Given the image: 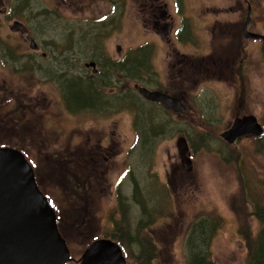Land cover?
Returning a JSON list of instances; mask_svg holds the SVG:
<instances>
[{
    "label": "rangeland",
    "instance_id": "374dc122",
    "mask_svg": "<svg viewBox=\"0 0 264 264\" xmlns=\"http://www.w3.org/2000/svg\"><path fill=\"white\" fill-rule=\"evenodd\" d=\"M111 1L0 2L9 3L12 18L25 19L33 33L39 35L43 31L46 42L53 39L56 48L78 52L74 39L85 40L89 27L83 22L97 19L101 13L107 12V2L110 4ZM118 1L121 6H117V13L110 19L117 24L113 33L109 36L89 35L88 39L93 43H103L107 45L105 48L112 49L110 46L116 43L122 45L125 42L128 45L142 38L137 29L143 18L138 13V0ZM3 5L0 4V7ZM247 5L251 9L248 20L251 21L250 30L255 35L264 34V0H188L184 11L190 20L196 45L187 50L206 57L222 55L230 60L238 52L241 60L244 54L237 48L232 52H214L224 36L230 34L228 40L245 42V48L250 51L248 65L238 71L231 67L225 73L228 76L225 82H221L218 74L205 79L202 76L203 81L192 86L195 95L190 100L191 108L187 114L181 118L174 116V130L164 137H142L135 149L127 150L132 143L130 116L122 121L121 126L119 121L92 120L87 114H73L62 100L64 95L68 97V93L60 82L48 75L45 82L40 83V74H48L44 71H23L13 77L10 69L14 66V70L18 71L23 58L17 54L14 60L8 57L11 65L9 70L6 69L7 73L0 70V82L5 80L7 85L11 83L12 88L21 90L17 91L18 102L24 104L23 99L26 102L33 97L30 103L39 104L30 109L27 106L26 112L19 113V120L5 119L0 122V143L14 142L23 148L35 167L41 190L65 218L66 236L73 257L70 264L81 263L84 242L91 234L101 239H109L112 234L126 237L124 243L129 250L123 258L127 264H188L192 240L197 246L194 250L207 248L211 264L246 263V238L259 226L252 214L248 193L262 192L258 195L259 200L264 194V136L233 145L221 134L239 110L240 114L246 111L258 116L264 125V50L258 44L254 46L249 39L252 37H245L242 28L238 32L235 29L247 20ZM169 8L173 17L176 16L170 3ZM12 18L9 19L10 26H13ZM174 20L177 24L178 17ZM216 20L220 22L217 23L219 26L215 24ZM43 24L45 27L41 29ZM98 27L96 24L91 28ZM246 32L249 31L246 29ZM21 34L18 30H10L0 19V52L30 48V36L24 38ZM93 47L99 48L97 45ZM82 49L84 53L81 57L84 58L89 54L86 46ZM82 49L79 51L83 52ZM163 54L160 46L151 53L157 63L151 68L157 71L158 80L167 77L165 64L160 63ZM130 80L129 85L132 84ZM80 95L86 101V93L81 90ZM18 107L23 110L22 106ZM197 111L204 113L205 119ZM102 123L117 129V133H112L103 142L95 129ZM79 129H83L84 135L77 138ZM181 134H186L188 138L189 164L181 160L175 146ZM98 139L103 148L113 144L118 146V149L107 148V161L102 162L105 174L99 178L92 171L93 166L88 163L86 167L77 154L86 157L95 154L92 146L97 144ZM178 164L180 167L173 174L171 165ZM168 176L172 178L168 179ZM78 184L84 185L80 187L81 195L91 202L89 211L83 213L88 215L83 229L75 227L72 221L74 209L78 206L73 198L75 185ZM87 203L80 198L81 210L84 211ZM207 222L210 227L205 233L204 244L199 243V239L195 242L190 238L197 234L196 227ZM137 240L149 249L146 261L137 257Z\"/></svg>",
    "mask_w": 264,
    "mask_h": 264
},
{
    "label": "flooded vegetation",
    "instance_id": "af4514ba",
    "mask_svg": "<svg viewBox=\"0 0 264 264\" xmlns=\"http://www.w3.org/2000/svg\"><path fill=\"white\" fill-rule=\"evenodd\" d=\"M66 1L67 0H61L60 3ZM70 1L81 3L83 0ZM187 2L188 0H138V13L143 18L141 23L137 26V29L139 36L142 38L128 45H126L125 42L122 43V45L121 43H116L110 46L113 47L112 49L105 48L107 45L103 43H93L88 39V36L92 34L109 36L110 33H113V29L117 24L116 22H111L110 19L117 13V6L120 7L121 3L120 1L117 2V0L111 1L110 4L107 2V6H109L107 12L101 13L97 19L94 18L93 20L83 22L88 24L89 27L86 31L85 40L80 38L74 39L73 43L78 49V52L73 49L61 50L56 48L53 44L55 43L53 39L46 42L43 31L42 34L39 35L33 33V29L27 26L25 19L20 17L19 19L12 18L13 11L9 3L5 4V2H0V4H4L0 7V15H2L0 19L10 30H18L22 33V37L25 38L30 36L31 38V45L28 49L17 52L7 49L5 53L0 52V70L7 73L11 65L8 57L14 60L17 54L23 58V63L19 65L18 71L14 70V66L12 70L10 69L11 76L16 77L20 73H23V71H38L39 73L44 71L48 74H40L38 79L40 83H44L46 76L49 75L56 79L57 83L60 82L66 89L69 85H72V91H75L76 95H74V97L71 95V97L67 98L64 95L62 100L66 108H70L73 114H87L92 120L97 118L100 121H119L121 126L122 121H124L127 116H130L132 143L128 145L127 150L132 148L135 149L139 145V140L142 137H164V135L166 136V134L174 130V116L181 118L187 114V111L191 108L190 100L195 95L192 92L194 89L192 86L200 84L201 81H203L201 80L202 76L203 79H205L207 76L215 77L216 74H218L220 75L221 82H225L228 80V76L225 73L227 70H231V67H233L235 71H238L248 65V53H250V51L245 48V42L242 41L238 43L237 40H228L231 38L230 34L224 36L221 43L215 47L214 52H216V50L220 52L221 50L222 52H232V50L237 48L244 54L241 60L238 52L236 56L230 60L228 57L222 55L211 54L206 57L197 52L195 53L187 50L188 47L196 45L190 20L187 15H185L184 11ZM169 3L171 4V9L175 10L177 13V15L174 16L178 17L177 24H175L174 17L169 8ZM246 9L248 12V5ZM10 18H12L11 22L13 26L9 25ZM217 23L220 22L216 20L215 24L218 25ZM236 23L239 24V21L236 20ZM250 23L251 21L247 23L246 29L251 33H255L250 30ZM67 24L69 23L67 22ZM96 24L99 25L98 28H91ZM243 26L244 24L241 22L240 27L238 26L235 28L236 32L240 31ZM43 27H45V24L41 26V29H43ZM97 30L99 32L96 33ZM260 36L262 37L249 39L254 46L258 44V47L264 50V34H260ZM36 37L39 39H36ZM43 39H45V41H42ZM123 40L124 36L122 38V41ZM94 45L99 46V48L93 47ZM85 46L87 47L86 52L89 55L85 53L87 56L82 58L81 56L84 53L82 48ZM157 46H160L162 50H164L160 63L165 64L167 77H162V80L157 79V71L151 68L152 64H157L151 56V53ZM81 49L83 52L79 51ZM77 53H79L80 56ZM81 63L82 65L80 66ZM16 64L18 65V62H16ZM1 77L2 76H0V79ZM129 78H131V85H129L128 82ZM5 82V80L0 82V122H4L5 119H12L15 121L16 118V120H19L21 118L19 113L23 114L26 112L28 109L27 106H29V109L32 106H38L39 102L30 103L33 97H29L26 102L25 99H23L24 104L18 102L17 93L21 92V90L12 88L11 83V85H7ZM81 90L87 95L86 101L83 95H80ZM67 93L69 95L68 89ZM148 93L154 94L156 98L148 97ZM196 94L199 95L200 93L197 91ZM27 102L30 104L27 105ZM18 106H22L23 110H20ZM41 110L42 108L40 112ZM198 114L205 119L204 113L198 112ZM40 115L41 113H39V116ZM245 116H254L261 127V132L259 135L244 134L236 138L233 145L252 138L262 139L264 136V125L258 116L248 114L246 111L240 114V110L238 113L234 114L232 122L228 124L223 132L231 127L235 119H242ZM95 129L100 133L101 142L108 140L112 133H117L116 128L103 125V123L95 126ZM118 129L121 131L120 128ZM177 131L186 132L181 129H177ZM82 134L84 135L83 129H79L76 132V137L78 138ZM181 135L182 136H178V138L183 137L186 139V134ZM100 140L98 139L97 144L92 146V149L96 150L95 154L86 157L84 154H79L77 152L80 161L84 163L86 167L89 166L88 163L93 166L92 171H94L95 176L98 178L105 174L102 162L107 161V148L111 150L118 149V146L115 144L103 148L104 146H102V144H98ZM187 141L188 138L186 139V142ZM96 145L97 147H95ZM1 146H16L24 151L22 147L17 146L14 142H9L8 144L0 143V147ZM175 166L171 165L173 174L175 173L174 171L180 167L179 164ZM167 178L170 179L172 176H168ZM80 187L83 188L84 185H75V195L73 198L78 206L74 209L72 221L75 227L83 229V227L85 228L88 218V215L83 213L89 211V204L91 202L81 195ZM135 190H137V188H135ZM136 195L137 193L135 192V197ZM80 198H84L85 201L88 202L84 211L80 208ZM56 220L59 231L65 238L70 251L71 261L65 264H70L73 257L66 236V220L58 211H56ZM95 237L101 238L98 235L95 236L91 234L84 242L85 248Z\"/></svg>",
    "mask_w": 264,
    "mask_h": 264
},
{
    "label": "water",
    "instance_id": "95a60500",
    "mask_svg": "<svg viewBox=\"0 0 264 264\" xmlns=\"http://www.w3.org/2000/svg\"><path fill=\"white\" fill-rule=\"evenodd\" d=\"M248 20L249 11L242 28L245 37H262L246 32ZM260 132L255 117L245 116L235 119L221 135L233 143L244 134ZM176 148L181 160L189 164L185 139L178 138ZM82 258L80 264H125L119 246L106 239L93 242ZM68 259L55 213L38 189L32 167L20 151L0 147V264H64Z\"/></svg>",
    "mask_w": 264,
    "mask_h": 264
},
{
    "label": "trees",
    "instance_id": "16d2710c",
    "mask_svg": "<svg viewBox=\"0 0 264 264\" xmlns=\"http://www.w3.org/2000/svg\"><path fill=\"white\" fill-rule=\"evenodd\" d=\"M67 89L69 91L68 97H71V95L74 97V95H76L75 91L74 92L72 91L73 90L72 85H69ZM259 193L262 192L248 193V195L250 196V198L248 197V199H249L250 207L252 209V214L254 215L259 226L255 233L248 235L246 238L248 253L245 264H264V194L262 199L259 200L258 199ZM208 223L209 222H207L204 225L201 224L200 226L196 227L195 229L197 234L195 236H191L190 238L195 239V242L196 240L198 241L199 239V243L204 244V240L206 237L205 233L207 232L208 227H210ZM140 228H144V227H140ZM111 236L112 239H115L119 243L123 253L128 254L127 252L129 250V247H127V245L124 243V238L126 237L121 238L120 236H115V234H112ZM135 242L137 243L136 245L138 252L137 257L143 258L145 259L144 261H146L147 258L149 257L148 255L149 249L145 247V245L140 244L139 240ZM190 244L191 246H193V248L192 250L190 249L189 251L188 264H211L210 259H208V255L206 251L207 248H205V250L202 249L194 250V247H197L193 245L194 240H192Z\"/></svg>",
    "mask_w": 264,
    "mask_h": 264
}]
</instances>
